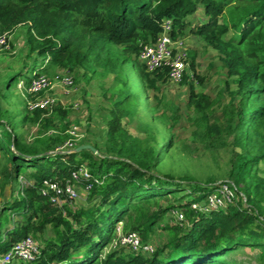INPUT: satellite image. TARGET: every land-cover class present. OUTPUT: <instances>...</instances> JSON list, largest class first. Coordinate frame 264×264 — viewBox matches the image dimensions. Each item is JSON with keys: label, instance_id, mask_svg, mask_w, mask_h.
I'll list each match as a JSON object with an SVG mask.
<instances>
[{"label": "trees", "instance_id": "1", "mask_svg": "<svg viewBox=\"0 0 264 264\" xmlns=\"http://www.w3.org/2000/svg\"><path fill=\"white\" fill-rule=\"evenodd\" d=\"M200 5L205 18L192 31L218 52L228 77L229 101L218 114V99L198 90L204 78L195 71L194 52H188L195 75L191 80L187 74L182 84L188 85L187 104L195 113L193 138L215 156L220 145L231 148L229 177L247 200L242 206L235 203L209 212L197 211L192 204L206 198L213 182L187 184V176L161 170L173 134L160 146L159 141L133 136L122 123L140 104L125 64L133 62L141 89L159 91L157 80L169 78L167 69L145 71L140 50L156 40L166 18L173 22L175 38L184 34L186 18ZM22 25L34 59L49 57L48 67L70 72L102 66L115 74L117 91L109 111L108 144L100 154L90 149L69 152L83 143L58 152L56 144H65L70 135L65 120L69 108L30 110L26 105L14 115L0 108V189L11 184L16 194L0 205V254L32 236L40 250L32 264H243L232 255L244 247H260L264 259V177L259 173L264 162V0H0V36ZM37 65L35 60L32 66ZM42 69L43 64L35 71ZM20 75L7 78L6 94ZM18 118L21 126L35 121L44 130L56 119L65 123L54 139L27 142L16 132ZM85 160L93 176L91 205L72 208L41 194L44 180L65 184ZM175 208L184 215L177 220L186 224L163 222ZM10 213L19 219L12 220ZM120 221L125 232H138L152 251L129 247L132 252L126 254L120 247L102 259ZM157 228L168 235L154 248Z\"/></svg>", "mask_w": 264, "mask_h": 264}, {"label": "rangeland", "instance_id": "2", "mask_svg": "<svg viewBox=\"0 0 264 264\" xmlns=\"http://www.w3.org/2000/svg\"><path fill=\"white\" fill-rule=\"evenodd\" d=\"M204 18L205 11L201 6L196 14L186 18L187 26L184 29V34L180 35V37L184 39L183 44L188 48V52H194L195 71L200 77L204 78L203 83H198V80H195L198 83V90L209 94L211 97L216 98V100L218 99L219 104L216 105L215 110L218 114H221L223 105L229 101L228 92L225 90L226 81L228 80L226 70L219 61L218 52L214 48L207 46L203 38L192 31V28L196 27L197 23ZM25 27V25L20 26L12 34L10 50L5 48L0 49V108L8 109L13 115L23 112L27 105L26 94L22 87H19L21 80L24 81V84L27 79H31L34 71L38 70V67L42 64L44 65V69L41 72L46 73L53 79L67 72V70L60 69L56 66L50 65L48 67L49 57L45 60L42 58L34 59L35 56L29 53V48L26 43L27 34ZM35 60L38 64L37 67L32 66ZM190 65L191 61L189 62L188 72L191 74H189L191 76L189 78L192 80L195 74ZM124 69L125 74L129 77L140 95V104L137 110L129 117L122 119L125 128L133 136L146 140V142L155 143V141H159L160 146L163 145V140L168 134L172 133L174 136L173 147L166 155L161 170L171 172L174 175H185L190 179L192 178V180L185 178L190 181L187 184L206 180L213 182L214 185L221 184V182L225 181L234 182L230 179L228 173L231 148L220 145L219 150H217L218 156H215L203 143L193 138V131L195 129L193 116L195 113L187 104L189 98L188 85L182 84V81L175 82L170 80L168 76H165L166 78L163 76V79L157 80L160 85L159 91H154L153 89L145 90L144 88L141 89L137 84L141 83V79L134 68L133 62H127ZM145 71H147L146 68ZM20 72L21 75L18 76V81L12 84L10 89H8V94H6L7 91L4 86L7 78ZM72 74H74L75 86L69 88L70 92H66V88L58 82L54 89L50 90V95L55 96L57 99L55 105L49 110L52 111L61 105L69 108L71 113L65 119L69 123L66 132L70 134V131L76 128L80 133L78 139L74 141L75 144H92L99 148L96 154H100V152L104 153L108 144V121L111 118L109 111L117 91L114 80L115 74L109 72L102 66L95 65H92L91 69L75 68ZM232 88L235 89V87ZM4 94H6V97H1ZM175 117H178V120ZM17 120H19L17 122L19 127L16 132L22 134L27 142H35L46 137L54 139L59 135L61 126L65 123V121L56 119L49 128L44 130L35 121H29L21 126L20 118ZM71 136L70 134L68 140L72 138ZM56 147L61 150L60 152H65L66 150L62 149H67L64 144H56ZM109 153L115 154V152ZM86 162L88 160H85V164H87ZM259 173L264 177V162L260 163ZM21 182L26 184L27 181L22 179ZM11 192V184L7 185L3 191L0 189L1 208L3 207L4 201L15 198L16 194L14 195ZM79 192V198L72 202L68 201V206L78 208L79 206L92 204L91 200L88 199L89 193L84 191L82 185L80 186ZM238 197L237 204L239 206L245 203L247 204L246 197L242 191H238ZM206 198L203 201L194 203L204 205ZM176 217L179 218L177 214L169 212L163 222L169 224H186V221L179 222ZM13 219L18 220L19 218L13 216ZM119 225H125V222H118L114 232ZM114 232H112L111 236ZM46 235H53V233L48 232ZM167 235L168 233L162 228H157L151 240L154 248L160 245ZM37 238L40 239L38 236ZM120 247L122 246L119 244L116 245L112 241L111 244L109 243L104 248L101 258L103 259L107 253ZM120 249L126 254L132 252V249H129L128 246ZM261 254L262 250L260 247H244L234 252L232 257L243 264H264V259Z\"/></svg>", "mask_w": 264, "mask_h": 264}, {"label": "built area", "instance_id": "3", "mask_svg": "<svg viewBox=\"0 0 264 264\" xmlns=\"http://www.w3.org/2000/svg\"><path fill=\"white\" fill-rule=\"evenodd\" d=\"M172 31L173 22L170 18H167L164 20L163 29L156 40L143 45L139 58L147 71L153 72L159 69H167L170 80L180 82L188 73L190 60L188 48L183 44L184 39H181L180 36L175 38L172 35ZM1 48L11 49L9 33L0 36ZM23 82L22 80L19 82V87H22L26 94V104L30 110L36 108L51 109L55 105L57 98L50 95V90L54 89L57 82L66 88V92H70L69 88L75 86L74 74L69 70L56 79H53L44 72L34 71L30 81L28 83L26 81L24 84ZM70 134L72 138L65 142L64 146L66 148H74L76 146L74 141L80 136L76 128L70 131ZM91 180H93V176L87 165L83 164L72 171L71 178L65 184H62L58 180L46 179L40 191L42 195L49 196L53 202L63 205L68 201L72 202L79 198V187L83 181H87L86 185L82 186L84 191L89 193L92 188ZM95 181L98 180L95 179ZM238 199V187L234 182L225 181L221 182V184H215V187L209 192L204 205L193 203L192 208L201 212L226 210L230 205L237 203ZM172 213L177 214L179 218L184 216L178 208L173 209ZM112 241L116 245L119 244L122 247L128 246L134 250L143 249L152 251L153 249L151 245L142 243L138 232H125L124 225L117 226L110 244ZM39 251V242L32 236H27L15 242L6 253L0 254V264H32Z\"/></svg>", "mask_w": 264, "mask_h": 264}, {"label": "water", "instance_id": "4", "mask_svg": "<svg viewBox=\"0 0 264 264\" xmlns=\"http://www.w3.org/2000/svg\"><path fill=\"white\" fill-rule=\"evenodd\" d=\"M83 149H90L93 152L98 153L97 148L95 146H93L92 144H88V143L81 144L74 149H70L69 152H80ZM58 152H60V151H58Z\"/></svg>", "mask_w": 264, "mask_h": 264}, {"label": "crops", "instance_id": "5", "mask_svg": "<svg viewBox=\"0 0 264 264\" xmlns=\"http://www.w3.org/2000/svg\"><path fill=\"white\" fill-rule=\"evenodd\" d=\"M19 29V27L17 28V30ZM12 34H14V33H12ZM12 34H9V42L11 41V38H12ZM10 44H11V42H10ZM79 106V105H78Z\"/></svg>", "mask_w": 264, "mask_h": 264}, {"label": "clouds", "instance_id": "6", "mask_svg": "<svg viewBox=\"0 0 264 264\" xmlns=\"http://www.w3.org/2000/svg\"><path fill=\"white\" fill-rule=\"evenodd\" d=\"M166 19H167V18H166ZM164 20H165V19H164ZM164 20H163V22H164ZM162 29H163V28H162ZM172 32H173V31H172ZM179 36H180V35H178L177 37H179ZM187 74H190V73L188 72ZM187 74H186V75H187ZM186 75H185V76H186ZM190 75H191V74H190Z\"/></svg>", "mask_w": 264, "mask_h": 264}]
</instances>
